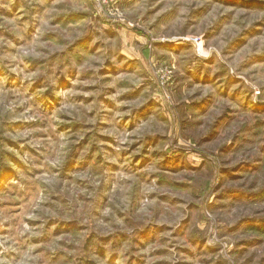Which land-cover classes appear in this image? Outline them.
I'll use <instances>...</instances> for the list:
<instances>
[{
    "label": "rangeland",
    "instance_id": "1",
    "mask_svg": "<svg viewBox=\"0 0 264 264\" xmlns=\"http://www.w3.org/2000/svg\"><path fill=\"white\" fill-rule=\"evenodd\" d=\"M91 2L0 0V259L10 264L23 253L9 246L21 244L34 246L33 256L50 257L48 264H148L131 254L135 249L121 246L126 233L113 232L107 203L103 216L94 205L87 213L78 210L85 176L98 175L97 167L109 174L112 195L131 206L124 194L135 190L133 177L118 165L106 166L101 151L117 143L108 121L119 111L116 127L131 132L127 107L138 99L149 64H163L173 48L192 44L156 40L149 49L142 42L148 33L187 36L196 26L202 39L218 37L215 46L235 69L212 73V80L220 78L223 97L243 74L264 77V0H109L117 13L111 19L104 18L102 4L101 15L93 17ZM121 13L135 23L122 25ZM208 82V76L194 78L190 94ZM61 144L60 162L42 167ZM135 147L121 156L131 153L133 163L145 167L148 158L141 161ZM151 227L138 232L141 249L153 242ZM110 241L113 247L106 246ZM164 251L156 247L147 255L153 264H168L157 258Z\"/></svg>",
    "mask_w": 264,
    "mask_h": 264
},
{
    "label": "clouds",
    "instance_id": "2",
    "mask_svg": "<svg viewBox=\"0 0 264 264\" xmlns=\"http://www.w3.org/2000/svg\"><path fill=\"white\" fill-rule=\"evenodd\" d=\"M101 4L105 19L117 15L109 0H92L93 17L101 15ZM121 16L122 25L135 23ZM188 32L187 36L147 34L142 42L149 49V41L156 40H191L192 44L187 50L173 48L163 64H149L151 71L143 76L138 99L127 107L131 132L123 125L116 127L119 111L108 121L107 132L117 143L107 145L111 153L107 148L101 151L106 166L118 165L133 177L135 190L124 194L131 206L112 195L109 174L97 167L98 175L85 176L88 186L78 192L85 201L78 210L87 213L89 205H94L103 216L107 203L113 232L126 233L121 246L126 252L135 249L131 254L148 264L154 258L147 253L156 247L165 250L157 258L168 264H264V77L243 74L236 88L221 96L220 78L211 76L214 70L222 75L235 71L230 57L218 51V37L202 39L203 30L196 26ZM188 71L193 76L184 74ZM205 76L209 82L195 85L196 94H190L193 79ZM198 100L203 103L196 104ZM132 145L141 161L148 158L145 167H139V161L133 163L131 153L121 156ZM64 147L61 144L41 166L59 163ZM148 225L153 242L141 249L145 242L138 239V232ZM9 247L23 253L11 264L30 260L48 264L50 260L43 252L33 256L34 246ZM0 264L10 262L0 259Z\"/></svg>",
    "mask_w": 264,
    "mask_h": 264
}]
</instances>
